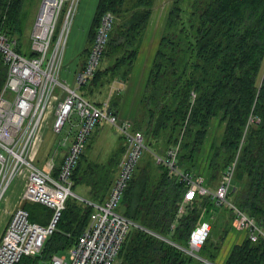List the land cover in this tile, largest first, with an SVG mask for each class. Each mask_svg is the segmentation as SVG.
Wrapping results in <instances>:
<instances>
[{
    "label": "trees",
    "instance_id": "trees-1",
    "mask_svg": "<svg viewBox=\"0 0 264 264\" xmlns=\"http://www.w3.org/2000/svg\"><path fill=\"white\" fill-rule=\"evenodd\" d=\"M38 2L0 0V32L15 39L17 51L25 55L32 54L26 27L33 17L30 9ZM155 4L156 0L97 1L90 44L103 15L110 13L112 23L99 63L78 85L79 94L97 105L106 102L117 113L120 88L110 85L114 90L105 100L98 94L113 81L125 83L129 78ZM6 74L0 54V91ZM214 119L224 128L218 141L213 137L208 141ZM130 130L142 133L146 148L133 166L117 210L140 227L128 232L117 264L215 263L227 235L236 230L235 210L215 203L211 193H196L178 212L186 183L156 160L172 148L181 171L202 175L210 190L233 166L229 201L264 229V0H171ZM117 132V145L103 160L88 157L92 146L88 135L73 169L72 190L89 201L105 203L118 176L128 142L123 132ZM51 155L52 150L40 160L44 166L34 163L45 167ZM79 187H86V194L79 193ZM22 207L30 221L41 225L53 214L52 208L37 202L26 201ZM93 210L87 201L69 196L41 252L23 256L18 264H38L69 249ZM222 214L225 223L219 224ZM205 218L214 222L197 256L183 251L180 246H188L192 230ZM243 234L221 264H264V238L258 235L254 241Z\"/></svg>",
    "mask_w": 264,
    "mask_h": 264
},
{
    "label": "built area",
    "instance_id": "built-area-1",
    "mask_svg": "<svg viewBox=\"0 0 264 264\" xmlns=\"http://www.w3.org/2000/svg\"><path fill=\"white\" fill-rule=\"evenodd\" d=\"M80 0H40L36 18L30 33L31 55L17 52L16 41L0 32V54L7 66L4 86L0 92V205L6 192L18 175L24 177L21 201L37 202L53 209L46 225L29 220L28 211L17 206L0 234V264H18L25 255H36L42 250L47 237L55 229V224L69 196H76L72 190V173L83 149L85 140L96 121L107 120L126 134L128 144L135 151L145 147L140 132H130V123L117 124V117L109 111L108 104L90 102L75 92V89L59 80L63 57L72 23ZM112 23V16L106 13L96 29L84 69L77 75L82 83L96 69L106 44ZM56 24L60 26L56 27ZM59 92L56 93V89ZM53 129L60 132L71 115L78 116V131L69 130L74 135L68 144L62 161L46 162L45 167L34 163L35 146L39 131L49 106L53 105ZM75 123L72 122V126ZM67 137L58 144L65 145ZM129 150V146H128ZM128 150L120 162V169L107 200L104 204L92 203L94 211L90 221L76 243L66 250L68 254L55 253L38 264H113L118 252L135 223L117 212L118 202L127 184L133 166L139 156ZM176 150H168L166 157H157L164 162L169 173H178L189 187L185 200H191L195 192L204 193L202 177H193L178 171ZM49 159H54L51 157ZM220 185L214 196L219 202L226 201L228 180ZM237 225L250 229V237L255 240L264 231L253 219L239 210ZM207 227L206 224L202 225ZM198 229V228H197ZM197 238L191 234L192 244L200 246L206 235ZM192 250L198 248H191Z\"/></svg>",
    "mask_w": 264,
    "mask_h": 264
},
{
    "label": "rangeland",
    "instance_id": "rangeland-1",
    "mask_svg": "<svg viewBox=\"0 0 264 264\" xmlns=\"http://www.w3.org/2000/svg\"><path fill=\"white\" fill-rule=\"evenodd\" d=\"M170 3H171V0H158V2L156 3V7L154 9H156V10L158 9L160 11V13H162L161 17L163 18L164 13L167 14L166 9H167L168 5H170ZM37 6H38V4H37ZM36 9H37V7L34 9L32 7L30 9V13L31 12L33 13V17H32V15H30L29 17H31V19L28 18V20H27L28 23L26 22L27 23L26 33L28 34V44H29L28 48H29V50H30L29 34L32 30L31 24H33L34 14L36 13ZM93 10H95V7H92V9H90V11H89L90 15L93 14ZM156 13H157V11L155 12V14ZM30 26H31V29H30ZM80 26H82V25H80ZM146 34H147V30L144 33L142 41L145 39ZM157 44H158V41L156 42V46L154 47V53L156 51ZM140 48H141V46H140ZM74 49H75V22H73L70 33H69L68 42H67V46H66L67 55H65L64 63H63V66L61 68V74L59 75V80L65 82V83H68L71 87H75V92L77 94H79V91L77 89L78 85L75 86V80L73 79V73H74L75 69L73 67V60H72L71 56H72ZM137 62H138V56L135 60L133 69H132L131 74L129 76L131 78V75L133 73V77L131 80H130V78H128L124 84L119 80L113 81L111 84L108 85V87L106 85L101 90L102 92L100 94H98V97H102V100L103 99L105 100L109 96V94L114 89L116 90L118 88L117 86H119V88H120L119 91L121 92V102H122V99L124 98V95H125V89L124 88L126 86H128V84H130V85L133 84L135 81V78H137V80H139V78H140L139 74H137L136 72H133L135 67L137 66ZM150 66H151V64L149 65V67L147 69L148 73L150 70ZM143 67L144 66H143V62H142L139 72L143 69ZM144 83H145V81H144ZM110 85H115V88L114 89L110 88ZM57 92H59L58 88L56 89V93ZM105 95H107V97ZM53 107H54V103L52 106L51 105L49 106V108L47 109V112L45 114V117L43 118L42 125L40 126V129H39V131L41 133V138L39 136V139L37 140L35 150H34V151H36L35 157H34V162L35 163L37 162V164L40 166H44L43 161H40L42 159V157L45 156L50 150L54 151L53 147L50 149V146H53L52 143H56V142L58 143L60 140H63V138L65 136H68L69 139H71L72 134H69L68 131L71 130V131L76 132L78 129V126H79L77 124L78 116L76 113H74L71 115L69 120H66L62 130L58 133L55 132L53 129V120H54ZM120 107H121V103H120ZM213 121H216V120L214 119ZM72 122L75 123L74 126H72ZM211 127H212V125H211ZM117 131L118 130L111 127L107 123H104V124L102 123L96 129L91 131V133L89 135H90V137L92 136L91 137L92 146L90 148V151L88 150L89 153L87 152L88 157L91 160H103V159H105L109 155V153L117 145V141H116L117 140L116 138L118 135ZM221 132H222L221 125L218 124V125L213 126L210 130V135L208 137V141L211 139V136L213 133H214L213 139H215V141H218V139L220 138ZM145 148L146 147H144L143 150ZM49 162H51V160H49ZM23 189H24V177H23V175H18L13 180V182L11 183L8 191L6 192L5 199H4L3 203L0 205V223H1L0 230H2V228H1L2 225L5 224L6 221H8V219L11 217L15 208L19 205L21 206L24 202H26V201H21ZM78 191H79V189H78ZM224 219H225V216L222 214V216L218 220V223L219 224L225 223ZM206 221H208L209 223L212 224L214 222V219L213 218H210V219L207 218ZM233 233H234V231H230V233L227 235L224 243L229 238V235H230V237L233 236ZM62 253L68 254L66 251H63ZM195 256H197V255H195ZM117 261L118 260H116L114 264H117ZM216 262L218 264L219 259H217ZM207 263H210V262H207ZM215 263H210V264H215Z\"/></svg>",
    "mask_w": 264,
    "mask_h": 264
},
{
    "label": "crops",
    "instance_id": "crops-1",
    "mask_svg": "<svg viewBox=\"0 0 264 264\" xmlns=\"http://www.w3.org/2000/svg\"><path fill=\"white\" fill-rule=\"evenodd\" d=\"M97 1L98 0H80V3L78 5V9L76 12V16H75L74 21H73V22H75V49H74L73 53L71 52L72 53L71 58L73 60V67L75 69V72H74L75 75L78 71H80L84 67L85 62H86L87 53H88L86 49H88V47H90V45H91L90 42L88 41V33H89V28H90V25L92 22V17L94 15L95 10H93L92 15H90L89 11H90V9H92V7H96ZM157 2H158V0L156 1V3ZM155 7H156V4H155ZM168 8H169V5H168L166 11L168 10ZM156 11H157V13L155 14ZM161 14L162 13H160V11L158 9L153 10L150 23L147 27V34L145 36V39L142 41L141 48L139 50L137 66L135 67V69L133 71V72H136L137 74H139L140 78H139V80H137V78H135V81L133 84H131V85L128 84V86H126L124 88L125 89V95H124V98L122 99V102H120L121 107H119V109L117 111V114L120 117V119L133 120L138 113L140 98H141V95L145 89V84H146V80H147V76H148V74H147L148 70L147 69H148L149 65L152 63L151 61L153 60V57H154V47L156 46V42L158 41V39L162 33L163 27H164L166 14L164 13L163 18L161 17L162 16ZM80 25H82V26H80ZM30 29H31V26H30ZM65 55H67L66 50H65ZM65 55H64V59H65ZM142 62H143L144 67L139 72ZM132 77H133V73L131 75V78L129 77L130 80L132 79ZM73 79H74V75H73ZM144 81H145V83H144ZM76 85H77V83L75 81V86ZM117 87L119 88V86H117ZM218 124H219L218 119L216 121L211 122L212 127L215 125H218ZM223 128H224V125L221 124L222 131H223ZM213 136H214V133L212 134L211 138ZM220 136H221V134H220ZM214 141H215V139H214ZM52 144H53V146H50V149L53 147L54 151H52L51 157H54L55 160L54 159H50V160L53 163L57 162V164H59L62 161L63 155L66 151L65 146H58L57 142L52 143ZM86 192H87L86 187H79V193L84 195V194H86ZM5 224L2 225V227H1L2 230L5 226ZM0 226H1V223H0ZM2 230H0V234H1ZM231 231H234L233 236L230 237V235H229V238L227 239V241L225 243H223L222 248H221V252L219 253V257H218V259H219L218 264H221L223 262V260L226 256V254L228 253L230 247L234 243L241 241L242 237L244 236L242 231H238V230H234V229H232Z\"/></svg>",
    "mask_w": 264,
    "mask_h": 264
},
{
    "label": "bare ground",
    "instance_id": "bare-ground-1",
    "mask_svg": "<svg viewBox=\"0 0 264 264\" xmlns=\"http://www.w3.org/2000/svg\"><path fill=\"white\" fill-rule=\"evenodd\" d=\"M40 1V0H39ZM80 3V2H79ZM38 6H39V2H38ZM38 6H37V9H36V13H37V11H38ZM77 12V11H76ZM36 13H35V15H34V20H35V18H36ZM75 16H76V14H75ZM75 18V17H74ZM34 20H33V22H34ZM74 21V20H73ZM73 24V23H72ZM32 26H33V24H32ZM58 26H60V24H56V27H58ZM31 33V32H30ZM12 39V38H11ZM29 40H30V34H29ZM93 44V43H92ZM92 46V45H91ZM15 49H16V45H15ZM91 49V48H90ZM17 50V49H16ZM66 50V49H65ZM31 51V50H30ZM18 52V51H17ZM90 53V52H89ZM64 55H65V53H64ZM88 58V57H87ZM100 60V59H99ZM63 63H64V57H63ZM99 63V62H98ZM62 66H63V64H62ZM84 69V68H83ZM83 69H81L80 71H78L77 73H76V75H75V73H73V75H74V80L76 81V83H77V85H80V84H82V83H84L87 79H88V77L86 78V80L85 81H83L82 83H80V82H78V80H77V78H80V77H77V75L83 70ZM75 72V71H74ZM60 74H61V71H60ZM59 74V75H60ZM93 74V73H92ZM91 74V75H92ZM90 75V76H91ZM63 82V81H62ZM63 83H65V82H63ZM68 86H70L68 83H66ZM71 87V86H70ZM71 88H73V89H75V87H71ZM2 90V89H1ZM1 92V91H0ZM79 95H81V94H79ZM82 96V95H81ZM83 97V96H82ZM85 98V97H84ZM87 99V98H86ZM88 100V99H87ZM91 102V101H90ZM109 109V108H108ZM110 111V110H109ZM112 112V111H111ZM112 113H114V112H112ZM115 115H116V117H117V124H121L123 121H128L129 123H130V127L132 126V120H129V119H120V117L118 116V114L117 113H114ZM54 118H55V116H54ZM54 121V120H53ZM102 123H107V124H109V125H111L112 127H114L116 130H118L119 132H123V131H121L120 129H119V127L118 126H116L115 124H112V123H110V122H108L107 120H101V121H96V124H95V126L93 127V128H95L98 124H102ZM78 128H79V126H78ZM92 128V129H93ZM91 129V130H92ZM130 130V129H129ZM77 131H78V129H77ZM76 131V132H77ZM76 132H75V134H76ZM91 132V131H90ZM90 132H89V134H90ZM130 132H135V131H131L130 130ZM139 132V131H138ZM58 133V132H57ZM124 133V132H123ZM141 133V132H140ZM88 134V135H89ZM125 134V133H124ZM142 134V133H141ZM88 135H87V137H88ZM143 136V135H142ZM65 137H67V141H66V144L65 145H60V144H58V146H65V150H66V148H67V146H68V144L70 143V141H71V139L74 137V135H72V138L71 139H69V137L68 136H65ZM87 137H86V139H87ZM125 137H126V134H125ZM85 142H86V140H85ZM126 142H128V140H127V137H126ZM84 146H85V144H84ZM84 146H83V148H84ZM128 146H129V150H128V148H127V150H128V153L130 154V155H133V156H140L141 155V153H142V151H135L129 144H128ZM175 150H176V148H174ZM143 150V149H142ZM82 151H83V149H82ZM81 151V152H82ZM127 152V151H126ZM81 154V153H80ZM126 154V153H125ZM125 154L123 155V156H125ZM176 154H177V152H176ZM80 156V155H79ZM167 155H165V156H163V157H166ZM157 157L158 156H156V160H157ZM159 157H162V156H159ZM162 157V158H163ZM176 157V156H175ZM79 158V157H78ZM122 159H123V157H122ZM121 159V160H122ZM77 161H78V159H77ZM121 162V161H120ZM157 162H160V163H163L164 164V162H161V161H158L157 160ZM175 164H176V166H177V169H178V171H180V172H183V171H181V169L179 168V166L177 165V159H176V162H175ZM165 165V164H164ZM165 167L167 168V170H168V167L165 165ZM119 168H120V164H119ZM183 173H185V172H183ZM229 173H231V175H230V177H229V180H228V187H227V193H226V201H224V202H219L217 199H216V197L214 196V194H215V191L217 190V188L220 186V185H222V184H225L226 182H227V175L229 174ZM232 173H233V166H231V167H229L228 168V170H227V173H226V176H225V178H224V180L220 183V185L216 188V189H214V190H210L207 186H206V184H205V180H204V177L202 176V175H196L195 173L194 174H188V173H185V174H188L189 176L191 175V176H193V177H202L203 178V187L206 189V191L204 192V193H199L198 191L197 192H195L194 193V197H195V194L196 193H199V194H206V193H211L212 194V197H213V199H214V201H215V203H217V204H219V205H225V204H228L229 206H231L234 210H235V212H236V210H239L233 203H231L230 201H229V197H228V193H229V187H230V180H231V176H232ZM168 174L169 175H172V176H176L179 180H182V181H184L185 183H186V186H187V189H188V187H189V185H188V183H187V181L186 180H183V179H180L179 178V176H178V173H169V170H168ZM117 178V177H116ZM115 178V179H116ZM112 187V186H111ZM187 189H186V191H187ZM110 190H111V188H110ZM110 190H109V192H110ZM75 193V192H74ZM123 193V192H122ZM186 193V192H185ZM75 197H77V198H79V199H81V200H83V201H87L89 204H90V202H92V201H89V200H87V199H85V198H83L82 196H80V195H78L77 193H75ZM108 195H109V193H108ZM108 197V196H107ZM193 197V198H194ZM184 198H185V196H184ZM193 198L191 199V200H185V199H183V201L180 203V205H179V209H178V212L181 214L183 211H184V209H185V204L187 205V203H189L190 201H192L193 200ZM121 199V198H120ZM106 200H107V198H106ZM106 202V201H105ZM119 202H120V200H119ZM119 202H118V205H119ZM92 203H96V202H92ZM97 204H100V203H97ZM101 204H104V203H101ZM92 205V204H91ZM93 206V205H92ZM118 207V206H117ZM117 210V209H116ZM94 211V210H93ZM240 212H242L244 215H242V216H247L248 218H251V219H253V221H254V224L260 229V230H262V231H264V229L261 227V226H259L257 223H256V221H255V219L253 218V217H251V216H249L247 213H245L244 211H241V210H239ZM117 212H119L118 210H117ZM120 213V212H119ZM121 214V213H120ZM123 215V214H122ZM238 217H239V215H238V213L236 212V216H235V218H234V227H235V229L236 230H238V231H242L243 233H245L247 236H249L250 237V229L249 228H245V227H242V226H238L237 225V220H238ZM128 218V217H127ZM131 220V219H130ZM90 221V220H89ZM135 223V222H134ZM204 224H206L207 225V227H205V228H203L202 227V225H204ZM134 226H137V227H140L137 223H135V225ZM133 227V226H132ZM131 227V228H132ZM130 228V229H131ZM198 228V229H197ZM130 229H129V231H130ZM209 229H210V223L209 222H206V221H203V222H201L200 224H198L193 230H192V232H191V234H194V233H197L196 235H195V237H197V238H200L203 234H204V230H207V232H206V235H205V237H204V239L202 240V242H201V244H200V246L198 247V245H194V244H192L191 243V241H189L190 240V237H191V235H190V237H189V240H188V246H180V248L183 250V251H185V252H187V253H190V254H192V255H197L196 253H197V251L199 250V248L201 247V245H202V243H203V241L205 240V238H206V236H207V234H208V232H209ZM147 231H149V232H151L150 230H148V229H146ZM152 234H154V235H156V236H158V237H160V238H162V239H164V240H166V241H168V242H170V243H172V244H174V245H179V244H177V243H174V242H172V241H170L169 239H167V238H165V237H163V236H160V235H158V234H156V233H154V232H151ZM128 234V233H127ZM258 237V236H257ZM259 237H262V238H264L262 235H260L259 234ZM251 238V237H250ZM257 239V238H256ZM255 239V240H256ZM253 240V239H252ZM254 240V241H255ZM125 241V240H124ZM191 248H198V249H194V250H192ZM66 251V250H65ZM62 253V252H61ZM116 260V259H115ZM115 263V261L113 262V264Z\"/></svg>",
    "mask_w": 264,
    "mask_h": 264
}]
</instances>
